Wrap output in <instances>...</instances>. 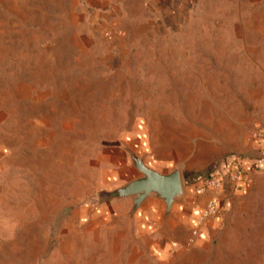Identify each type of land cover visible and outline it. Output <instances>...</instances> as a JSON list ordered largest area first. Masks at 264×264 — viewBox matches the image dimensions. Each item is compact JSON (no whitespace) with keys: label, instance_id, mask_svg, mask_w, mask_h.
Masks as SVG:
<instances>
[{"label":"rangeland","instance_id":"obj_1","mask_svg":"<svg viewBox=\"0 0 264 264\" xmlns=\"http://www.w3.org/2000/svg\"><path fill=\"white\" fill-rule=\"evenodd\" d=\"M0 116L24 149L10 195L52 201L31 236L2 221L0 264H264V167L217 193L185 176L264 160V0H0ZM134 156L179 170L169 212L110 195Z\"/></svg>","mask_w":264,"mask_h":264},{"label":"crops","instance_id":"obj_2","mask_svg":"<svg viewBox=\"0 0 264 264\" xmlns=\"http://www.w3.org/2000/svg\"><path fill=\"white\" fill-rule=\"evenodd\" d=\"M1 118V116H0ZM16 129L13 131L14 134L11 133H7L6 130L1 128L0 125V228L4 229L1 224L3 221V224H5V221L9 224V227L12 226V224H14L12 221L13 219H15V217L17 216V218L19 219V223H21V227L25 228L24 230L28 229L27 231H22L24 236H31L33 233L32 228L35 226L36 228L34 230H36L37 228L40 230H43L44 228H46V226H48L50 224L49 222V208H51L50 203L52 201L50 200H38L36 203L38 205V208H36L35 210L38 212H34L33 211V206H29V199L24 200L23 204L26 203L28 205L26 206H20L21 205V201L19 198H16V194H14V196H11V192L12 191H16V165L17 163H19V161H21V158L24 157V149L18 148L17 144H19V141L17 140L16 137ZM20 145V144H19ZM38 156V155H37ZM23 160V158H22ZM28 179V178H27ZM5 183L9 184V195L10 198H7V201H9V204L14 205L12 208L10 209H6L5 207V203H6V198L5 196H2L6 193H4V191L2 192V189L5 185ZM31 183V182H30ZM4 184V185H3ZM245 185V182H242L240 185V189H243ZM28 189H30V184L27 186ZM211 191H216L220 192V188L216 189V190H211ZM212 198L215 201L216 204V212L212 215L213 216H218V214L220 213V204H221V200L218 198V196L212 195ZM219 199V200H218ZM199 202L203 201V197H199L198 199ZM31 204V202L29 203ZM40 204V205H39ZM201 204V203H198ZM192 205H188L184 210H185V214L190 215L191 209H192ZM183 210V209H182ZM201 209L199 210H193V214L200 212ZM25 212L26 216H21L18 217V212ZM55 217H53L52 219H54ZM202 218V217H201ZM200 218V219H201ZM207 218V217H206ZM205 218V219H206ZM204 219V218H203ZM204 219V220H205ZM54 221V220H53ZM201 221V220H199ZM18 223V224H19ZM199 224V222H198ZM197 226V225H196ZM195 226V227H196ZM46 232L43 233V231L40 232V235H44ZM47 242H45L44 244V248L46 247ZM56 245V244H54Z\"/></svg>","mask_w":264,"mask_h":264},{"label":"water","instance_id":"obj_3","mask_svg":"<svg viewBox=\"0 0 264 264\" xmlns=\"http://www.w3.org/2000/svg\"><path fill=\"white\" fill-rule=\"evenodd\" d=\"M133 162L141 175L114 189L110 195L133 196V208H136L146 197L153 194L164 201L166 212H169L172 203L183 191L179 170L162 173L148 167L136 156L133 157Z\"/></svg>","mask_w":264,"mask_h":264},{"label":"built area","instance_id":"obj_4","mask_svg":"<svg viewBox=\"0 0 264 264\" xmlns=\"http://www.w3.org/2000/svg\"><path fill=\"white\" fill-rule=\"evenodd\" d=\"M238 165L236 164L234 168L228 173L230 174L233 171H236L235 174L230 175V177L234 178V185L235 187H239V179H240V174L242 170L237 167ZM224 171L220 169V167H217L214 169L213 173L210 175H205L202 178L194 179L196 181V186H197V192L198 193H204L207 192L208 190H216L218 188L221 189L222 185V175H224ZM216 212V204L213 198L208 199L206 202V206L203 209L202 216H209L213 215Z\"/></svg>","mask_w":264,"mask_h":264},{"label":"trees","instance_id":"obj_5","mask_svg":"<svg viewBox=\"0 0 264 264\" xmlns=\"http://www.w3.org/2000/svg\"><path fill=\"white\" fill-rule=\"evenodd\" d=\"M235 158H237V157L231 156V158H229L228 160H224L222 162V164H221L220 169L222 171H224V173H229L234 168V166L236 164L239 165L242 168V171L243 172H244L243 169H246V168H249V167H256V168H262V167H264V160H259V161L253 160V161H251L250 159H247V158H245V159L244 158L243 159L237 158L238 161L236 162L235 161ZM213 171H214V169L213 170L210 169L207 172L189 173V174H186L185 176H186V178L192 177L193 180H194V179H198V177L199 178H202L205 175H210V174L213 173ZM242 176H243V174L241 172L240 179H239V188H241L240 185L242 183V180H241L242 179Z\"/></svg>","mask_w":264,"mask_h":264},{"label":"bare ground","instance_id":"obj_6","mask_svg":"<svg viewBox=\"0 0 264 264\" xmlns=\"http://www.w3.org/2000/svg\"><path fill=\"white\" fill-rule=\"evenodd\" d=\"M181 186H182V183H181Z\"/></svg>","mask_w":264,"mask_h":264}]
</instances>
